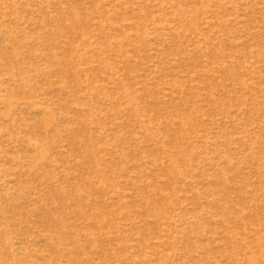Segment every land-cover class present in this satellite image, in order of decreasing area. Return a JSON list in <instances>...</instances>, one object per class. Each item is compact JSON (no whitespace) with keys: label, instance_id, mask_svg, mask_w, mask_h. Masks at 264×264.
Instances as JSON below:
<instances>
[{"label":"rangeland","instance_id":"obj_1","mask_svg":"<svg viewBox=\"0 0 264 264\" xmlns=\"http://www.w3.org/2000/svg\"><path fill=\"white\" fill-rule=\"evenodd\" d=\"M0 264H264V0H0Z\"/></svg>","mask_w":264,"mask_h":264}]
</instances>
